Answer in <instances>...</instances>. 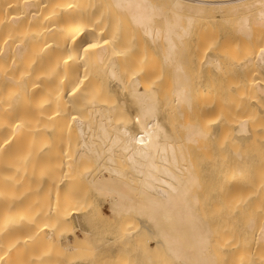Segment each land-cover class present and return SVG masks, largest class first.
Returning a JSON list of instances; mask_svg holds the SVG:
<instances>
[{"label":"bare ground","instance_id":"6f19581e","mask_svg":"<svg viewBox=\"0 0 264 264\" xmlns=\"http://www.w3.org/2000/svg\"><path fill=\"white\" fill-rule=\"evenodd\" d=\"M17 1L15 0V2ZM52 1L23 0L20 5L21 9L17 4L18 14L21 12L20 16L16 17L14 15V17H8V20L6 19L9 21L10 18L9 24H19L17 28L22 24L24 25V22L21 21L25 19L30 22L37 20L38 23L32 22L37 24L39 22L42 24L44 22L45 24L47 21L45 18L52 20V22L49 20L50 23L46 25L48 27L44 26V30L45 28L48 29L46 31H41L43 28L35 24L34 29L36 30L38 26L40 29L35 33L31 29L32 31L29 32H33L34 35L28 38L25 43L15 44L13 42L10 45H1L0 59L11 61V63L12 61L18 62V59L22 56L26 57L25 54L28 51H35L34 49L37 48L43 39L42 36H45L46 33L47 36L45 38L50 36L49 40H52V37H56L57 33H59L58 37H56V39L58 38L57 40L53 38L56 41L55 45L58 42L56 46L51 44L52 46H49V48L47 45L51 41L48 44L46 43L47 45L44 43L45 40L41 42V46L45 44L48 47L43 51L49 53L48 57L47 53L41 52L42 55L35 54L36 57L38 56L36 61L33 59V62L30 59L34 66L39 65V68L44 67L47 70L42 71L43 69L37 70V68H33L34 70H32V68H29V72L31 70L37 71L31 72L29 76L25 68L24 70L27 71H25L26 75H28L27 81L25 80V83L16 81L22 87L26 84L25 87L27 88L25 89L28 91L31 89L30 93L33 92L32 95L35 96L36 100H40L43 97L42 94L45 96L41 100L45 99L42 101L44 103H40V106L43 105V107H40V111H38V108V110L36 109L37 111L34 110L36 105H38L36 107H39L41 100H37V102L39 101L38 104L32 106L34 107L33 111V108H29L33 113L37 112L35 114L37 117L33 115V118L35 116L34 120H31L30 116V120L34 121L32 125L29 124L23 127L12 124V126L8 121L6 122V120L0 118L4 124L6 122L7 125H10L9 127V125L6 126V124L0 123L2 125L0 126V157L3 156L2 159L8 161L9 159L7 160V158H11L14 151L18 148L21 150L20 147L15 148V146H18L17 144H10L11 139L8 142L11 146L9 144L6 145L7 138L12 134L14 136L13 139L22 138L21 136L23 135L28 138L27 146L29 147L30 155L27 149L25 154L26 156H32L29 162H33V165H31L33 172L30 171V174L31 176L34 175L31 183L34 198L41 191L44 192V216L50 220H47L48 223L53 222L52 224H59V226L66 224L67 226L64 228L66 230L68 227L70 228V225L75 226L76 233L75 231L72 233L73 241L66 238L64 244L68 252L73 250V253L70 252V254H74V251H77L79 247H82L84 250L88 246L89 248L92 247L88 240L93 235L97 236L96 234L98 233L94 231V228L98 225L133 221L138 224L135 226L138 229L134 227L136 230L134 228L132 230L131 227L129 232H125L127 242L132 241L133 237L139 234V232L141 234L144 231L147 232L149 236L147 242L150 241L154 245L153 248L157 247L158 250L160 249L159 251H164L163 254L169 257H166V260H169L168 264L170 261H175L178 264H215L214 254L211 255L210 253V249L213 247L210 241L212 239L211 234L214 235L216 230L213 232L209 224L214 219L219 218L223 220L224 216L222 215L225 211L224 209H226L224 207L226 206L227 198H229L228 200H237L235 199V194L240 190V168L243 167V164L245 165V162L255 161V158L254 160H250L254 156L248 155L247 157H251L248 158L250 160L248 161L246 157L238 156L237 151L234 150L236 149L235 147L233 148L235 152L232 150L233 155H228V157L226 153V156H223V140L221 141V137L223 136L221 135H223L224 130L222 132L223 119L221 120V113H223L222 106L224 103L222 104V102L224 101H222L223 98L221 97L223 93L221 90V77L224 74V70L219 61V53L221 52L205 54V51L204 54L200 55L195 51L198 47H193V45L189 44L190 42L188 43L189 45L184 43L186 40L183 39L189 33L192 20L212 15L213 17H222L221 19L230 18L232 20L234 18L237 22L235 30L239 33V36H237L239 39L246 37L244 38V41H246L247 37L253 34L252 31L256 29L260 32V30L264 29V0H99L103 8L105 7L104 5L110 7V11L108 10L109 14H107L108 17L111 14H115V12H111V9H113L118 14L124 15L126 20L130 21L124 19V24L129 22V24L131 23L134 28L140 31L139 33L141 37L143 35L142 39L144 41L140 43L138 40L137 44H127V36H124L127 38L125 41H122L126 44L119 43L118 40L123 35L119 36L120 38L117 36L112 39L111 35L106 34V30L111 25L113 26L111 23L114 22H111L112 18H109L108 21L110 20L111 23H109L111 25L106 22L108 24L106 29L104 23L101 21L100 12H98L99 7L92 6L93 0H84V2L90 1L89 3L91 4L87 3L88 5L82 0L81 4L79 0L80 2L73 4L74 6L70 3L77 0H71L72 2L54 0L56 1H53L54 4H52ZM57 2H59L58 6H56ZM48 5H55L56 7L54 6L50 10L51 6L48 7ZM48 10L51 12H47ZM108 12L106 11V13ZM160 16L162 21H160L161 19L158 20ZM184 17L186 19L185 24H183V21L181 22V19L183 20ZM113 18L115 19V17ZM114 19L113 21H115ZM57 20H61L62 22L60 21L61 23L58 24ZM116 22L118 21L116 20ZM114 25L116 26V24ZM252 25H257L258 29ZM56 26H58V29ZM112 26L111 29L113 28ZM261 27L263 29H260ZM57 30L58 32H56ZM107 31H110V29ZM114 32L116 34L117 31L114 30ZM111 33H113V29ZM261 33L263 35L264 31ZM48 34L50 35L48 36ZM130 35L132 36V34ZM240 35L244 37L242 36V38ZM23 38L24 36L21 37L20 41ZM38 42L39 44L37 45ZM192 47L195 48L194 52L197 56L193 54ZM201 48L199 47L198 49L202 52L203 49ZM39 56H42L41 58L44 60L41 61L44 62L42 63V67L40 66L41 58ZM245 60L247 61L248 59L246 58ZM250 61L264 75V48L257 49ZM247 63L242 64L246 66ZM160 67L161 69L162 67L165 68V70L162 76L159 75L158 78ZM241 67L240 65V69ZM166 70L170 72L171 76L164 74ZM236 70L238 71V68ZM39 71L41 73L46 72V74L44 73L45 75L43 74L42 76ZM19 72L17 73L19 77L24 76L22 74L25 72L22 74ZM193 72L196 73V77L199 76L200 78L199 84V78H197L196 84L198 85L194 84L195 82L193 83L196 86L192 87L195 91L193 89L189 90V86L187 87L189 75L192 74L190 77H195ZM35 73L39 74L40 79L38 78L39 76H34ZM15 76L13 75L14 79L17 80L19 77L16 76L15 78ZM32 77L36 78L35 81L32 80ZM162 77L165 78L159 81ZM168 78H171V83ZM192 78L189 80L193 82ZM38 79H43V83L41 84V81L40 83L37 82L36 80ZM165 79L167 82L164 81ZM256 83H254L255 90L259 93H264V86H261L259 82ZM165 85L167 87L171 85L169 87L171 91H169L170 89L166 90L167 87ZM19 91L21 90L17 88V92ZM26 94L21 93L20 95L26 96ZM36 94L41 98H38ZM195 96L199 100L196 102L197 104L194 102L196 101ZM30 100L37 103L35 99ZM0 105L2 107V102ZM7 106L11 107L10 104ZM16 108L18 107L16 106ZM2 109L4 108L2 107ZM9 109L11 110L12 107ZM193 112L199 113V121L187 119V116ZM209 115H211L210 119H208ZM6 116L8 115H4V117ZM191 116L189 118L194 120L195 115ZM8 117L10 118V116ZM196 118L199 119V116ZM35 120H38L39 122H37L40 124L36 123ZM245 122L246 120L237 121L234 131L232 129L234 134L229 137H232L233 146L235 144L239 145V143L251 137L253 131L251 130V132L250 128H247ZM223 125L225 127L224 123ZM2 136L8 137L3 138ZM253 138L251 137L252 140ZM17 140L20 141L19 139ZM12 142L16 141L12 140ZM22 145L20 144V146ZM262 146H264V142ZM198 150H200V154L197 155L196 152ZM191 152H194V154L192 155ZM14 153L18 155L16 152ZM18 156L21 155L19 154ZM249 164L245 168L250 167L248 166ZM8 165L11 166L13 164L8 163ZM260 182L261 190L264 191V180ZM36 200L41 199L37 197ZM236 202L232 205L233 211L235 207L239 210L238 207L241 205H247L250 208L249 203L246 201L240 204L238 200V206H235ZM243 206L241 208H244ZM227 214L231 215L230 213ZM235 215H237V212H234L231 216ZM44 216L43 218H45ZM226 218L229 221V217L226 216ZM29 219L31 218L29 217ZM31 221L33 222V220L28 222ZM261 222L257 232L256 229L252 228L253 222L251 223L250 221L251 224L249 225L257 233L256 238L258 237V241L264 242V220ZM222 224L225 223L223 222ZM89 226L93 227L90 228ZM226 227H229L230 229H228L231 230V226L228 225ZM1 231L2 234L5 233L6 235L4 230ZM10 232L11 229L7 230V234ZM230 232L233 233V231ZM1 235L0 244L2 241ZM99 235L103 236L102 234ZM2 236L4 237V235ZM139 236L137 235V237ZM143 236L144 234L141 237ZM45 238L49 241L52 238L51 233L46 234ZM97 238H94V240L98 241L99 239ZM217 239L219 240V236ZM233 239L232 237L231 242L234 241ZM38 240L41 239L38 238ZM101 240V242H96L98 243L97 248L99 250H97L99 251V255L100 252L101 255L102 252L108 253L110 251L109 246L113 245L111 243L112 239L108 238L107 235L103 236ZM48 241L42 242L47 244ZM258 241L257 245H259ZM37 243L31 241L29 244L34 245L33 247L30 246L31 249L38 246L35 245ZM52 243V246L55 248L54 242ZM262 243L259 246L263 245ZM38 244L41 245V243ZM42 245L44 244L42 243ZM17 246L16 248H18ZM52 246L50 245V247ZM231 246L234 245L232 244ZM61 251L64 252L63 249ZM102 256H106L107 258V255L103 254ZM5 257L8 256L6 255ZM228 257H232V255ZM43 258L46 260L45 257ZM7 259L6 264H9V262L11 264L12 260L10 258ZM99 260L100 258L95 262L93 261V263L88 262L91 264H101L103 261L102 264H104V261H106L105 259H101L102 261L99 262ZM23 262L24 264L26 263V261ZM36 262L34 263L43 264L42 259H37Z\"/></svg>","mask_w":264,"mask_h":264},{"label":"rangeland","instance_id":"374dc122","mask_svg":"<svg viewBox=\"0 0 264 264\" xmlns=\"http://www.w3.org/2000/svg\"><path fill=\"white\" fill-rule=\"evenodd\" d=\"M22 1L23 0H20V1H17V2H15V0H0V12H1L0 13V49H1V45H4V44L10 45V44H13V42H15V44L25 43L28 40V38H30L31 36L34 35L33 32L30 33L29 31L33 30L34 33H35L36 31H38L40 29V27L43 28V29H41V31L42 30L46 31L47 28H45V30H44V26H46L50 22H52V20L45 18L47 20L46 21L44 19V21H46L45 24H44L43 20L41 21V19H40V21L43 22V24L40 23V22H39V24H37L38 23L37 20L36 21H32V22H37V23H32V22L27 21L25 19L24 21H21V22H24L25 27H24V25L22 23L19 22L20 24L23 25V27L21 25L19 28H17L19 26V24H16V25L15 24L14 25L13 24H9L10 18H9V21H7L8 17H14V15L16 17L18 15L20 16L21 12H20V14H18L19 10L17 8L18 7L17 4L19 5V7L21 9L20 5L22 4ZM53 1H52V4H54V2H56V1H54V2ZM57 1H61V0H57ZM63 1L64 2H68V1H71V0H63ZM80 1L79 0L73 1V2L71 1L72 3H70V4L73 5V4L78 3ZM82 1L84 2V0H82ZM82 1H81V4H82ZM86 1H88V0H86ZM19 2H21V3H19ZM89 2H86V5L91 4ZM58 3L59 2L56 3V6L59 5ZM49 6H51V5H48V7ZM54 6L55 5H52L50 7V10L53 9L52 7H54ZM92 6L99 7L98 12H100L101 21L104 23L105 27L108 26L107 23L110 22V20L108 21V19L112 18L111 22H114V23H111V22L110 23L113 24V26L110 23L109 24L113 27L112 29H113V33L114 34L111 33L112 32L111 26H110V28L108 27V29H110L111 32L107 31L108 30L107 27H106L107 30L105 32L109 36L111 35L112 39H113V37L116 38L117 36L119 37V36L123 35V36H121V39L118 40L119 43H124V44H126V43L127 44L128 43L133 44V43H135V44H137L138 40H139L140 43L144 41V39H142L143 35L141 37V34L139 33L140 31H138L136 28H134L131 25V23L129 24L130 21L126 20V17L124 15H122V14L120 15V14H118V12L114 11L113 9H111V12H115V14H111L110 13L112 16L109 15L110 17H108L107 14H109L108 10H109L110 7H106L107 5H104L105 7L103 8L102 3L99 0H93ZM46 9H48V8H46ZM15 10H16V12H15ZM50 10H48L47 12H51ZM105 10L108 13H106ZM4 14H5V16H4ZM1 15L4 16V17H2ZM117 15H119V16H117ZM106 17H108V18H106ZM113 17H115V19ZM221 18L222 17L218 18V17H215V16L213 17L212 15H210V16L206 15V17L204 16V17H202L200 19L196 18V19L192 20V23L190 24L191 27H189L190 28L189 33L186 35V37H184L183 40H186V41H184V43H186V44H188L190 42L189 44L193 45V47H196V48L197 47L198 48L202 47L201 48V49H203L202 52H201L200 49H198V48L195 49V48L192 47L193 48V54H195L194 49L200 55L202 53L204 54L205 51H206L205 54L221 52V53H219L220 54L219 55V57H220L219 61H220L221 66H223V70H224L223 71L224 74L221 77V83H222L221 90L223 92L222 93L223 96L221 95V97L223 98L222 101H224V102H222V104L223 103L224 104L222 106V112L223 113H221L222 114L221 120L223 119L222 122L225 124V127H224V125L222 123V126H223L222 132H223V130H224V132H223V135H221V136H223V137H221V141L223 140V143H222V148L224 150L223 156L226 153H227L226 154L227 156L228 155L229 156L233 155L232 154V150L235 147L236 149H234V150L237 151L238 156L240 155L242 157H246L248 161L254 160V158H255L256 162L255 161H251L252 164H251V162H249L250 164L245 162V165L242 163L243 167L241 166L242 167V168H240L241 170L239 169L240 170L239 173H240V177H241V183H240V186H239L240 190L238 189L239 191L238 192L236 191L237 193L235 192L236 193L235 194V199H237V200H235V201H237L235 206L236 205L238 206L239 202H240V204L241 203L243 204L246 201V202L249 203L250 208L247 205L246 206L245 205L244 206L241 205V206L238 207L239 208V210H238L234 206L235 209L233 211L232 210V208H233L232 205H234L235 201H233L232 199L228 200L229 198H227V202H229V203L226 202V206L224 207L226 209H224L225 213L223 212V215H222V216H224L222 218L223 220H221L219 218L216 219V220L214 219V220L211 221L213 224L212 223L209 224L210 227H211V230H213V232L216 230L214 235L211 234L212 239H211L210 242H211V245L214 248L211 246L213 248V250H212V248L210 247L211 248L210 249V253H211V255L214 254L213 258L216 261V263L214 261L215 264H244V263L245 264H262V263L264 264V242L263 241H258V239H257L258 237L256 238V234H257L256 232H257L260 224L262 223L261 221L264 220V191L261 190V184H259V183H261L260 182L261 180H264V178H263L264 177V146H262V143L264 142V93H259L257 90H255V84H254L256 82L257 83L259 82V83H261L260 84L261 86H264V75H263L262 71L259 70V68L257 66L252 65L253 63H251V61H250L251 57L255 54L257 49L259 50V48H264V46H263V44H264V34L262 35V33H261V32L264 31V29L261 27L260 29H263V30L261 31L259 29L260 30V32H259L258 30H256L254 28L255 31H252L253 34H250L252 37L251 36L247 37V40L245 39L246 41H244V38H246V37H244L243 35H240L241 37L243 36L244 38L242 37L243 39H241V38L239 39V37H238L239 33H237V30H235L237 28V22L235 21V19L233 18L231 20L230 18H223V19H221ZM113 19L115 21H113ZM124 19L126 21H129L128 23L126 22L129 25L124 24L125 23V21L123 22ZM160 19H161V16H160V18L158 20H160ZM49 20H50V22H49ZM116 20L118 22H116ZM60 21L57 20V23L60 24L62 22V21L61 22ZM160 21H162V19ZM182 21L184 22L183 24L186 23L185 17H184L183 20L181 19V22ZM121 22H122V24H120ZM25 23L27 25H28V23H30L32 25L29 24L28 25L29 27L27 29V25ZM54 23H56V22H54ZM33 24H34V26H33ZM35 24L40 26V27L38 26L36 28V30L34 29L35 28ZM114 24H116V26ZM11 26L12 27L14 26L13 27L14 29ZM58 26H56L57 29H58ZM252 26H254V27H256L258 29L257 25H252ZM46 27H48V26H46ZM127 27H128V29H127ZM252 28H251V30H252ZM17 29H18V32H17ZM114 30L117 31L116 34H118V35L115 34ZM119 30L121 31V33H120ZM56 32H58V30ZM58 33H57V36L56 35H54V36L58 37ZM130 34H132V36ZM49 35L50 34H48V36ZM108 35H106V36L109 38ZM113 35H115V36H113ZM23 36H24L23 39H25V40L22 41L23 40L22 39L20 41L21 37H23ZM43 36H42V38H43L42 40H45V42H44L45 44L46 43L48 44L51 41L50 44H48V45L46 44L48 47L52 46L51 44H53V46H56L58 44V42H57V44L55 45L56 41L53 39V38L56 39V37H52V40L54 41L53 42L52 40H49L50 36L45 38L47 36V33H46V35L44 37ZM124 36H127L128 39L126 40L127 37H124ZM122 37H124V38H122ZM60 38H61V36H60ZM96 39H98V38H96ZM11 40H12V42H11ZM14 40H16V41H14ZM42 40H41V42H43ZM46 40H47V42H46ZM125 40H126V43L122 42V41H125ZM132 40H133V42H132ZM118 41H116V42H118ZM41 42H40V44H39V42L37 43V45L39 44L38 46H40L39 50H38V46L37 45H36L37 48H35V46H34V48H35L34 50L35 51H33V50L28 51L25 54L26 57L22 56L24 59L22 57H21L22 59L20 58L22 61L20 59H18L19 60L18 62L15 61L16 62L15 63L14 61H12V63H11V61L0 59V60H2V61H0V103L2 102V104H3L2 107L4 108V109H2V107H0V118L6 120V122L8 121L10 125H12V124L16 125L17 124V125H20V126H23V127H25V126H27L29 124L32 125L33 124L32 122H34V121H31V120L35 119V116H36L35 114L37 113V112H35V113L32 112L34 110V107H32V106H35L34 104H38V102L45 96L44 94H42L43 97L41 98L40 96H38V94H36L38 98L39 97L41 98L40 100L37 99V100H39L37 102L35 96L32 95L33 92L30 93L31 89L29 91L27 89H25V88H27V87H25L26 84L22 87L21 85L19 86V82L18 83L16 82V81H20L22 83H25L27 81L26 80L27 76L28 75L30 76L31 72H37V71H32V70H34L33 68H35V69L37 68V70L38 69H41V70L43 69L42 71L45 70L44 67L43 68H39V65L37 66L35 64L36 66H34V64L31 63L33 61V59L36 61V59L38 57V56L36 57L35 54L42 55L41 52H43L44 49L48 48L45 44H42V46L44 45V47H42L41 46ZM196 44H197V46H196ZM257 46H258V48H257ZM260 46H262V47H260ZM51 48H54V47H51ZM217 49H219V50H217ZM36 50H37V52H36ZM198 50H200V51H198ZM29 52H30V54H28ZM43 53H45V54L47 53V57H48V54H49L48 52H43ZM52 53H54V52H52ZM252 53H253V55H251ZM45 54H43V55H45ZM249 55L251 56L250 58H249ZM32 57H34V58H32ZM39 57L41 58L42 56H39ZM246 58L249 60V62H248V60L247 61L245 60ZM30 59H32V61ZM4 61H7V62H4ZM41 61H44V60H42V58H41L40 62ZM42 63H44V62L40 63L41 67H42ZM239 63L242 66L241 69H240ZM242 63H244V64L247 63V64L245 66ZM45 64H46V62H45ZM237 64H238V66H236ZM158 65L162 66L160 64H158ZM27 66H28V69H27ZM243 66H244V68H243ZM45 67H47V66H45ZM25 68H26V70L28 72L26 70H24ZM29 68L30 69L32 68L31 72H29L30 71ZM236 68H238V71L236 70ZM21 70H22V72H21ZM161 70H162V73H161ZM164 70H165V68L162 67V69H161V67H160V70H158V71H160V73L158 72L159 73L158 74V78H159V75L162 76ZM18 71H20L19 73H21V74L26 71L28 75H26V72H25L24 74H22L24 76H20L19 77V74H17ZM167 71L168 70H166L164 74H167L169 76L170 72H167ZM39 72L41 73V71H39ZM38 73H35L34 76L38 77L39 74H40V73L39 74ZM44 73L46 74V72H44ZM44 73H41L42 76H43ZM10 74H12V75L9 76ZM193 74L195 75L196 73L193 72ZM13 75L18 76L19 78H17V80H15ZM191 75H189L188 84H187V87L189 86L188 87L189 90H192L194 88V86H195L194 84L197 83V81H198L197 78H199V76L196 77V75H195V77L197 79L196 80V79H194L195 78L194 75H193L194 78L190 77ZM16 76H15V78H16ZM28 78H30V77H28ZM38 78L40 79V76ZM41 78H43V77H41ZM163 78H165V77H162V78H160V80L159 79L158 80L162 81ZM191 78L193 79V82H192V80H189ZM18 79H20V80H18ZM35 79L33 78L32 80L35 81ZM39 79L36 80V81L39 82V83L41 81V84H42L43 83L42 82L43 79H41V80H39ZM10 80H14V81H10ZM31 81H29V82L31 83ZM164 81L167 82L166 79ZM13 82H14V84H13ZM169 82L171 83V80ZM39 83H37V84H39ZM199 83H200V78H199L198 84ZM169 84H167V85H169ZM198 84H196V85H198ZM14 85H17L18 87L14 86ZM16 87L18 89H20L21 91L17 92V88ZM165 87H167V86L165 85ZM169 87H171V85ZM169 87H167L166 90H169L170 89ZM24 90H25V92L27 91L26 92L27 94L24 92ZM193 90L195 91V89H193ZM169 91H171V89ZM13 93H14V95H12ZM21 93L26 94V96L25 95H20ZM28 93L31 94L34 97L29 95ZM39 93H41V92H39ZM165 93L168 94L167 91H165ZM193 94H194V92H193ZM30 96H31L30 99H33V100L35 99L37 103H34L35 101L31 102L32 100L29 99ZM43 100H41V102H39V107H36L38 105L35 106V110L34 111H37L38 109H39L38 111L41 110L40 107L41 106L43 107V105L40 106V103H44V102H42ZM195 100L196 101L193 100L195 103L197 101H199V100L196 99V96H195ZM5 102L11 105V107H12L11 110L9 109L11 107L7 106L8 104H6ZM31 103H33V104L30 105ZM16 106L18 108H16ZM5 107H6V109H5ZM29 108H31V109L33 108L32 111L29 110ZM19 112L22 113V114H20ZM193 113H191V115H193V116L195 115L194 120L192 119L193 117L191 115H189V116H191L192 118H189V116H187L188 117L187 119H190L192 121H199L200 120V115H198L199 113L198 114H197V112L196 113L193 112ZM38 114H40V113H38ZM196 114H197V116H196ZM4 115L10 116V118L8 116L4 117ZM33 115H35L34 118H33ZM19 116H20V119H19ZM30 116H31V120H30ZM198 116H199V119L196 118ZM210 117H211V115H209L208 119H210ZM2 119H0L1 120V122H0L1 124L3 123ZM23 119H25V120H23ZM242 120H246V122H245L246 126H247L248 129L250 128L249 129L250 131L251 130L253 131V132L251 131L252 132L251 133V137L252 138L254 137V138L252 140L251 137H250L249 138L250 141H249V139L244 141L245 144H244V142H241V143H239V145L235 144V146H233L234 144H232L233 142L231 141L232 137H229V136H233L232 134H234L233 131L235 129L234 127H236L237 121H242ZM11 121H13V122H11ZM29 121H30V123H29ZM35 121H36V123L39 122L38 120H35ZM40 121H42V120H40ZM6 122H5V124H6V126H8L9 124L7 125ZM15 122H18V123L20 122L22 125L20 123L18 124V123H15ZM25 122H27V123H25ZM38 124H40V123H38ZM10 125H9V127H10ZM0 126H2V125H0ZM209 126H208V128H209ZM210 128L212 129L211 126H210ZM232 129H233V131H232ZM7 132L9 133L8 130H7ZM8 133H4V134L7 135ZM230 133H231V135H230ZM5 136L4 137L2 136V137L3 138H7L9 135L7 137H5ZM11 136H12V138H11ZM11 136L7 138V143L4 141V143H6V145L9 144L8 142H10V139H11V142H12V140L16 141V142H12V143L10 142L11 145L13 143L15 145L16 144L18 145V146L14 145L15 148L16 147H20L21 150L24 148V146H25V148L22 151L19 148H18L19 150L17 148H16L17 150L15 149L16 151H14V152H16L18 155L20 154L21 156L16 155L14 152H13L14 157H13V155L11 156L12 159L9 158L8 156H6V157H8L7 160L9 159L8 161H10V162L6 161L5 159H4L5 160L4 161L2 159L3 156L0 157L3 160L2 161L0 159V166L3 164L2 167L0 168L1 169L0 170V233L2 234L1 230H4L6 232V235H8V236H6L5 233H4V234H2V235H4V237H3L0 234L1 237H2V241H1V244H0V262H1V264H6L7 263L6 262L7 258H10V260H12L11 264L12 263L13 264H24L23 261H26L25 264H28V263L29 264H35V263H37L36 262L37 259L38 260L42 259L43 260V264H85V263L86 264H91L89 262L93 263V261L95 262L96 260H98V258H100L99 262L105 259L106 261H104V264L107 263V262L109 264H168L169 260L167 261L166 259L169 258V257L166 254H163L164 251L163 252L159 251L160 249L158 250V248L156 246H155L156 248H153L154 245H152V243L150 241L147 242V239L149 237L147 232H145V231L143 232V234H144L143 237H141L143 234H141L139 232V234H136L133 237L132 241L127 242L125 232L126 233L129 232V229H131V227H132V230H133V228L138 225L136 222H133V221H126V222L123 221V222L114 223V224L98 225L96 228H94V231L98 233V234H96L97 236L95 237L93 235L92 238L90 237V239L88 240L92 247L89 248V246H88V248L86 247L85 250L82 247H79L80 249L78 248L77 251H74L75 252L74 254H70V252H72L73 250L68 252L65 249L64 244H65L66 238H68L70 241H73V234L72 233H74V231L76 233L75 226L74 225H70L71 229L68 227V229L66 230V229H64L67 226L66 224H64L63 226L61 224L59 226V224H55V223L52 224L53 222H49L48 223V221H50V220L47 219L46 216H44V212H45V198H44L45 195H43L44 192L41 191L42 194L40 192L39 195H36V197L34 198L33 186L31 187V185H32L31 183L33 181L32 179L34 178L33 177L34 175L31 176V174H30L31 173L30 171H32L31 165H33V162H31V161L29 162V160H30V158L32 156H29L30 155V153H29L30 150H28L29 147L27 146L28 145V138L25 135H23V136H21L22 138H17V139L20 140V141H18L16 138L13 139V137H14L13 134ZM256 137H258V138H256ZM3 138H2V140H4ZM8 139H9V141H8ZM255 139H257V140L255 141ZM0 140H1V138H0ZM17 141H18V143H17ZM229 143H231V144H229ZM260 143H261V145H260ZM10 144H9V146H11ZM20 144H23V145L20 146ZM256 144H258V145H256ZM238 146H239V148H238ZM26 149L28 150L27 152L29 153V155H27V156L25 154L26 153L25 152ZM227 150H229L230 152L227 151ZM17 151L21 152V153H18ZM194 152H196V151H194ZM194 152H191L192 155L194 154ZM196 153H197V155L200 154V150H198V152H196ZM248 155L249 156H254V157H252V159L249 160L248 158H251V157H247ZM6 157H4V158H6ZM1 162H2V164H1ZM8 163L13 164V165L10 166V165H8ZM30 163H32V164H30ZM246 163L249 164L248 166H250V167L247 166L248 168H245V166L247 165ZM29 174H30V176H29ZM42 175L44 176V174H42ZM30 193H31V196H30ZM37 197H38V199H41V200H36ZM238 200H239V202H238ZM36 201L39 202V203H37ZM232 201H233V203H232ZM248 203H246V204H248ZM230 204H231V207H230ZM242 206L244 208H241ZM1 210H2V213H1ZM234 212H237V215L231 216L232 214H234ZM227 213H230L231 215H228ZM43 216L46 219L43 218ZM226 216L229 217V221H228V218H226ZM29 217L31 219H29ZM34 218H35V220H34ZM27 220L28 221L33 220V222L32 221L28 222ZM258 220L260 221V223H258L259 222ZM250 221H251V223L253 222L252 223V228L256 229V232L251 228V225H249V224H251ZM26 222H28L29 224L26 223ZM223 222L225 224H222ZM227 222H228V225L231 226V230H229L230 229L229 227H226V226H228ZM16 227H17V229H16ZM52 227H53V229H52ZM89 227L91 228L93 226H89ZM5 228H7V229L5 230ZM8 228L11 229V232L7 234V230H10ZM12 228H13V230H12ZM14 228H15V230H14ZM135 228L138 229L137 227H135ZM135 228H134V230H136ZM221 228H223V229H221ZM237 230H238V232H237ZM230 231H233V233L230 232ZM234 231L236 232L235 234H234ZM30 233L31 234L34 233V234L31 235ZM48 233H51V236H52V238H50V240L52 239L51 242H49L50 240L48 241V239H46L47 237L45 238L46 234H48ZM99 234H102L104 237H105V235H107L108 238L112 239L111 243L113 245H110L111 247L109 246L110 251H108V253L107 252H105V253L102 252V255L103 254L107 255V258H106V256H102L101 252H100V255H99V251H98L99 249L97 248L98 243H96V242H101L102 241L101 239H103V236H101ZM220 234H222V235H220ZM36 235H38V236H36ZM137 235L138 236L140 235V236L137 237ZM146 235H147V237H146ZM218 236H219V240L217 239ZM33 237L36 240L32 239ZM35 237H37V238H35ZM213 237L216 238V239H214ZM232 237L234 238L233 240L235 242L234 241L231 242ZM38 238L41 239V240H38ZM94 238H97L100 241L99 240L97 241L96 239L94 240ZM145 238H146V240H145ZM224 238H225V240H224ZM235 238H238V239L235 240ZM15 241H17V242L15 243ZM31 241L32 242L34 241V243L35 242L41 243V245L37 243L35 245H38V246H35V248L31 249L30 246H32V247L34 246V245L29 244V243H31ZM42 241H46V242L48 241L49 244L48 243L46 244L45 242H42ZM145 241L147 243H150V244H148L149 246L147 245V243ZM257 241L259 242V245L263 242L262 243L263 245H261V246L257 245L258 244ZM52 242H54L55 248L52 246L53 245ZM12 243H13V246H12ZM42 243L45 246L42 245ZM231 243L234 246H231L232 245ZM17 244H18V246H17ZM22 245L24 246V248H22L23 247ZM50 245L52 247H50ZM16 246L18 248H16ZM222 246L226 247V248H223ZM253 246H255V247H253ZM25 248H26V250H25ZM58 249H60V250H58ZM62 249H63L64 252L61 251ZM87 249H89V250H87ZM249 249H250V251H249ZM74 250H76V249H74ZM4 251H6V253H4ZM44 251H46V252H44ZM218 251H220V252L217 253ZM234 251H235V253H234ZM1 253H3V254H1ZM223 253H225V254L223 255ZM251 254H253V255H251ZM6 255L8 257H5ZM38 255H40V256H38ZM108 255H110V256H108ZM231 255H232V257H228V256H231ZM34 256H37L38 258L34 257ZM43 257H45L46 260H44ZM255 258H258L259 260L255 259ZM260 260H262L261 261L262 263L260 262ZM7 261H9V260L7 259ZM170 262H169V264H172V263L173 264H178L175 261H170ZM102 263H103V261H102ZM9 264H10V262H9Z\"/></svg>","mask_w":264,"mask_h":264}]
</instances>
